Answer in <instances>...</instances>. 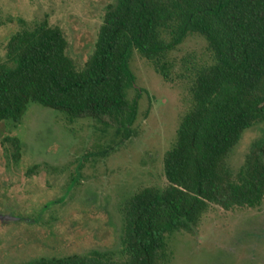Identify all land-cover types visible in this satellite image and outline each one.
Masks as SVG:
<instances>
[{"label": "trees", "instance_id": "1", "mask_svg": "<svg viewBox=\"0 0 264 264\" xmlns=\"http://www.w3.org/2000/svg\"><path fill=\"white\" fill-rule=\"evenodd\" d=\"M19 23L0 59V124H21L38 104L71 125L90 120L128 141L143 93L131 67L135 53L168 82L175 67L170 55L188 38L202 37L211 53L209 63L190 64L180 75L191 106L165 156L168 185L127 199L121 249L24 264H170L169 238L196 234L211 206L228 212L262 206L264 138L239 172L229 159L245 133L264 124V0H116L83 68L60 27L47 19ZM10 142L19 162L22 144Z\"/></svg>", "mask_w": 264, "mask_h": 264}, {"label": "rangeland", "instance_id": "2", "mask_svg": "<svg viewBox=\"0 0 264 264\" xmlns=\"http://www.w3.org/2000/svg\"><path fill=\"white\" fill-rule=\"evenodd\" d=\"M116 0H0V59L20 20H48L69 42V55L83 68L94 54L104 16ZM172 81L138 52L131 67L143 93L131 139L93 121L66 117L31 104L23 122L0 124V264L65 258L121 249L123 206L145 188H166L164 160L177 142L191 106L180 78L193 63H209L202 37L191 36L170 55ZM131 99L137 92H129ZM264 124L247 131L229 159L239 172ZM22 144L19 162L10 140ZM9 140V141H8ZM170 264H264V203L257 209L225 211L211 206L196 234L169 238Z\"/></svg>", "mask_w": 264, "mask_h": 264}, {"label": "water", "instance_id": "3", "mask_svg": "<svg viewBox=\"0 0 264 264\" xmlns=\"http://www.w3.org/2000/svg\"><path fill=\"white\" fill-rule=\"evenodd\" d=\"M0 221L13 222V221H17V219L14 218V217H11V216H2V215H0Z\"/></svg>", "mask_w": 264, "mask_h": 264}, {"label": "flooded vegetation", "instance_id": "4", "mask_svg": "<svg viewBox=\"0 0 264 264\" xmlns=\"http://www.w3.org/2000/svg\"><path fill=\"white\" fill-rule=\"evenodd\" d=\"M4 216V215H3Z\"/></svg>", "mask_w": 264, "mask_h": 264}]
</instances>
